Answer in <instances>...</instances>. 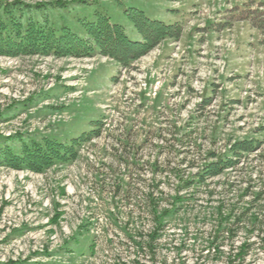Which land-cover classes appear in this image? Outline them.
Segmentation results:
<instances>
[{
    "label": "rangeland",
    "instance_id": "374dc122",
    "mask_svg": "<svg viewBox=\"0 0 264 264\" xmlns=\"http://www.w3.org/2000/svg\"><path fill=\"white\" fill-rule=\"evenodd\" d=\"M63 1L66 8L49 11L80 36L83 21L101 12L139 40L127 13L132 9L179 23L185 33L176 44L161 42L129 68L102 55H0V137L20 132L27 139L68 143L90 131L94 121L102 122V135L85 142L70 164L44 173L0 166V262L228 264L231 242H225L222 257L201 247L212 232L213 208L235 202L244 187L262 191L252 212L264 220V36L250 21L225 24L238 20L243 9L264 20V0ZM225 7L232 14L224 16ZM245 139L258 141V150L208 186L191 189L154 253L139 248L131 237L145 242L153 230L148 194L157 198L162 191L160 204L169 205L178 171L195 173L213 159L210 154L227 157ZM251 199L249 194L243 201L253 205ZM238 235L234 246L247 238L254 243L243 264H264V227Z\"/></svg>",
    "mask_w": 264,
    "mask_h": 264
},
{
    "label": "trees",
    "instance_id": "16d2710c",
    "mask_svg": "<svg viewBox=\"0 0 264 264\" xmlns=\"http://www.w3.org/2000/svg\"><path fill=\"white\" fill-rule=\"evenodd\" d=\"M77 2L89 4L88 1L82 0L75 1V3ZM67 6L68 4L63 0L34 5L24 4L19 0L12 3L0 1V55L78 58L102 55L114 60L122 68H129L165 39L178 41L183 33V27L179 23L166 24L147 17L141 10L132 9L127 13L141 37L139 40L131 39L121 24L112 22L107 14L101 12H96L93 17L83 21L84 36H80L71 31L68 26L59 25L55 20L56 14L49 11V9L62 10ZM252 16L251 13L247 15L246 10L243 9L237 19L250 21L253 28L259 29L264 36V20H258ZM261 42L264 44V39ZM101 135L102 122L94 121L90 131L83 132L68 143L45 136L27 139L20 132L1 136L0 166L14 170L44 173L54 166L74 162L79 157L83 144ZM259 146L260 143L254 140L237 141L229 149L231 155L223 157L210 154L213 159L202 165L197 172L184 175L178 171L175 175L177 187L169 205L160 204L163 199L162 191L157 198L154 197L153 192L148 194L147 200L153 216V230L145 242L137 241L131 237L136 245L154 253L156 244L162 239V232L167 223L182 212L188 201L187 198L191 196L189 195L190 190L194 187L208 186L207 182L210 179L235 167L242 156L258 150ZM210 193L213 194V191ZM249 194L252 195L251 203L253 205L243 201V198ZM261 196L262 191L249 193L247 186L237 193L235 202H218L211 212L216 218L212 232L202 244L201 252L207 251V254L222 257L227 254L224 247L226 246L225 242L229 241L232 246H230L231 251L227 256L228 264H234L236 261L243 264L250 255L254 243L250 242L248 238L239 246H234V242L239 237L240 231L253 234L260 226L264 227V220H260L258 215L252 212L254 202L258 201ZM60 215L57 213L53 217L52 220L55 224L58 223ZM85 226L81 225L80 228ZM66 244L68 245V243ZM261 246L264 249V237L261 239ZM93 248L92 244L90 249L93 250ZM31 259L29 258V260ZM29 260H9L6 263L0 262V264H44L37 261L32 263Z\"/></svg>",
    "mask_w": 264,
    "mask_h": 264
},
{
    "label": "crops",
    "instance_id": "0c3cea01",
    "mask_svg": "<svg viewBox=\"0 0 264 264\" xmlns=\"http://www.w3.org/2000/svg\"><path fill=\"white\" fill-rule=\"evenodd\" d=\"M232 8V7H231ZM228 10V11H227ZM229 10H230V8H224V9H221V11H222V13H224V16L225 15H227L228 13H229ZM191 12V10H189V11H187V18L190 20L191 18H192V16L191 15H189V13ZM227 12V13H226ZM230 14H232V12H230ZM236 21H238V20H236ZM236 21H231V23L232 24H230L231 26H229V25H226L225 24V27H232V26H234V23L236 22ZM239 22H248V21H239ZM252 26V25H251ZM128 27H130V29H132V27H133V24L132 25H129ZM184 27V26H183ZM187 27H190V26H187ZM207 27V26H206ZM253 27V26H252ZM184 33H185V27H184V31H183V34H182V36H181V38H180V41L183 39V37H184ZM133 38L134 39H140L141 37H140V35H139V33L135 30H133ZM166 41H168V42H170V43H172V42H174V40H172V39H165L163 42H166Z\"/></svg>",
    "mask_w": 264,
    "mask_h": 264
}]
</instances>
